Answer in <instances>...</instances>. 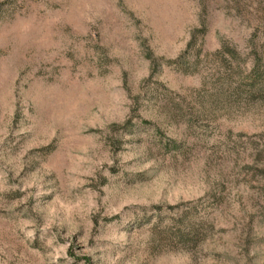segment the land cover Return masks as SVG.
<instances>
[{
  "label": "rangeland",
  "instance_id": "374dc122",
  "mask_svg": "<svg viewBox=\"0 0 264 264\" xmlns=\"http://www.w3.org/2000/svg\"><path fill=\"white\" fill-rule=\"evenodd\" d=\"M0 264H264V0H0Z\"/></svg>",
  "mask_w": 264,
  "mask_h": 264
}]
</instances>
